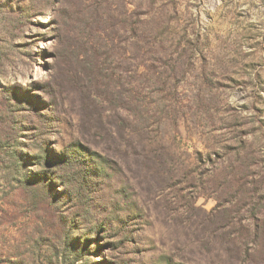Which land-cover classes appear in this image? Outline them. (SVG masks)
Listing matches in <instances>:
<instances>
[{
    "label": "rangeland",
    "instance_id": "374dc122",
    "mask_svg": "<svg viewBox=\"0 0 264 264\" xmlns=\"http://www.w3.org/2000/svg\"><path fill=\"white\" fill-rule=\"evenodd\" d=\"M0 264H264V0H0Z\"/></svg>",
    "mask_w": 264,
    "mask_h": 264
},
{
    "label": "trees",
    "instance_id": "16d2710c",
    "mask_svg": "<svg viewBox=\"0 0 264 264\" xmlns=\"http://www.w3.org/2000/svg\"><path fill=\"white\" fill-rule=\"evenodd\" d=\"M114 77H115V73H114L113 69L110 68V65L108 63L107 54L102 55L96 49H94V86H96L98 84L102 85L103 82L100 80V79H102L103 81H105V85L103 84V87L104 86L108 87L107 83L112 81V79ZM104 93H107V92L104 91ZM111 95H112V93H108V94H106V96L105 95H102V96H103V98L111 99ZM126 103H127V101L125 102V104ZM236 181H237V187L239 186V188L243 189V185L241 183V180L235 178L234 182H236Z\"/></svg>",
    "mask_w": 264,
    "mask_h": 264
}]
</instances>
